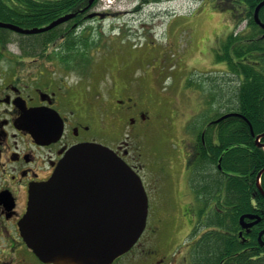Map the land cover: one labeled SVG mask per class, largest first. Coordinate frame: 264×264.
<instances>
[{
	"label": "rangeland",
	"instance_id": "rangeland-1",
	"mask_svg": "<svg viewBox=\"0 0 264 264\" xmlns=\"http://www.w3.org/2000/svg\"><path fill=\"white\" fill-rule=\"evenodd\" d=\"M153 1L157 0H116L113 6L106 8L115 16L104 21H85L83 26L85 30L94 28L93 38L99 41L98 47L91 51L94 63L89 73L97 83L95 89L101 90L107 100L114 98L115 93L112 90L106 93L105 87H112L114 83L110 84L94 76L99 59L103 57V62L99 63L96 75L109 69L108 63L111 65L110 73L118 70L122 62L124 64L121 67L125 70L134 71V59L138 65L137 57L140 53L147 54L140 56L148 64L142 67L147 76L139 78L140 70H135V77L139 81L137 83V78L133 77L132 82L138 88L143 87L142 100L146 102L153 122V131L146 141L150 172L141 177L150 201L149 222H152L156 213L163 214L165 210L176 214L182 204V192L186 203L193 199L184 180V176L188 178L189 174L188 163L195 155L194 136L186 131L187 123L198 114L209 116L212 111L210 105L215 109L219 104L210 98L214 91L206 77H220L221 74L216 72L226 69V65L217 61L216 56L220 53L221 44L232 31L230 10L236 9L220 10L218 6L223 5L224 0ZM102 3L103 0H100L99 4ZM231 4L235 2L230 0ZM243 26L244 23L239 29ZM36 37L33 41L42 39ZM7 49L5 58L19 53L14 45H9ZM150 54L153 58L149 61ZM190 78L197 86L202 85V91L186 87ZM79 79L75 73L69 74L67 78L70 83ZM212 83L231 93L237 84L234 77L228 82L218 80ZM133 92L140 96L137 91ZM208 99L209 104H205ZM162 196H165L163 200ZM176 217L178 223L171 221V232L168 233L167 227H162L154 243L156 249L162 251L156 259L158 264H190L187 236L194 219L188 214L183 220L178 214ZM174 248L178 249L175 255ZM138 250L134 248L120 259L119 264L129 260ZM151 262L152 256L149 255L146 264ZM129 264L143 263L135 259L129 261Z\"/></svg>",
	"mask_w": 264,
	"mask_h": 264
},
{
	"label": "trees",
	"instance_id": "trees-1",
	"mask_svg": "<svg viewBox=\"0 0 264 264\" xmlns=\"http://www.w3.org/2000/svg\"><path fill=\"white\" fill-rule=\"evenodd\" d=\"M8 1L14 7L0 3V21L24 28L44 26L63 14L78 12L88 2ZM229 1L224 0L223 5L218 6L219 9L223 11L236 7L230 10L235 28L243 20L247 24L243 32L227 36L216 60L225 63L226 75L239 78L240 81L232 93H224L218 84L212 82L231 80L229 77H206L212 89L219 88L213 90L211 96L213 102L219 104L213 118L206 121L204 118L203 122L215 120L226 113H237L241 117L225 118L208 128L204 143L198 136V153L192 162L189 161L190 180L198 192L196 201L200 206L197 208L198 225L193 234L200 227L206 228V233L193 247L192 264H264V247L258 243V232L264 229V197L256 187L257 175L264 168V149L255 144V136L264 133V31L253 19L255 7L264 0H233L235 4L231 5ZM97 3L98 0L92 7ZM86 13H78L64 27H57L41 35L40 42L43 44H57L52 48L51 58L58 59L67 71H79L92 63L89 55L96 43L83 27ZM259 18L264 23V5L259 10ZM4 38L8 37L4 35ZM187 85L192 86V82L189 80ZM199 88L202 89V86ZM223 109L224 112L221 111ZM191 126L193 132L200 135L202 128ZM260 141L264 145V137ZM261 187L264 190V173L261 176ZM182 211L185 216L188 214L193 217L194 209L190 203H183ZM253 213L261 218L260 222L249 234L244 231L243 237H239V217ZM153 252L157 258L162 253L157 249ZM151 256L153 258V254Z\"/></svg>",
	"mask_w": 264,
	"mask_h": 264
},
{
	"label": "flooded vegetation",
	"instance_id": "flooded-vegetation-1",
	"mask_svg": "<svg viewBox=\"0 0 264 264\" xmlns=\"http://www.w3.org/2000/svg\"><path fill=\"white\" fill-rule=\"evenodd\" d=\"M1 47L0 264H35L22 241L18 223L30 197L41 192L39 184L52 175L70 148L83 143H99L113 149L141 175L149 170L143 152L152 120L138 94L129 92L132 87L125 88L121 78L109 82L114 83L112 87H105L106 93L112 90L118 98L107 100L98 90L102 98L97 103L87 98L89 87L95 91L93 87L66 83L51 62L5 58V46ZM133 90L141 91L138 87ZM38 133L44 137L35 138ZM181 201L182 214L178 215L183 220L182 205L186 200ZM166 218L154 220L147 243L158 234ZM147 252L153 254L151 264H158L157 254L152 249Z\"/></svg>",
	"mask_w": 264,
	"mask_h": 264
},
{
	"label": "water",
	"instance_id": "water-1",
	"mask_svg": "<svg viewBox=\"0 0 264 264\" xmlns=\"http://www.w3.org/2000/svg\"><path fill=\"white\" fill-rule=\"evenodd\" d=\"M93 1L89 0L88 7ZM263 4L254 13L258 24L257 12ZM74 16V13L64 15L41 28L22 29L1 22L0 27L37 34ZM263 135L256 138L258 146H262L259 138ZM263 172L264 169L258 178ZM257 188L264 196L259 181ZM147 209V197L139 177L113 151L89 143L67 152L42 193L29 203L19 227L24 242L43 263L112 264L142 234Z\"/></svg>",
	"mask_w": 264,
	"mask_h": 264
},
{
	"label": "bare ground",
	"instance_id": "bare-ground-1",
	"mask_svg": "<svg viewBox=\"0 0 264 264\" xmlns=\"http://www.w3.org/2000/svg\"><path fill=\"white\" fill-rule=\"evenodd\" d=\"M261 3H264V1H262ZM261 3H259V4H261ZM86 21H91V19L90 18H88V17H86ZM259 174V173H258ZM257 177H258V175H257ZM264 245V244H263Z\"/></svg>",
	"mask_w": 264,
	"mask_h": 264
}]
</instances>
